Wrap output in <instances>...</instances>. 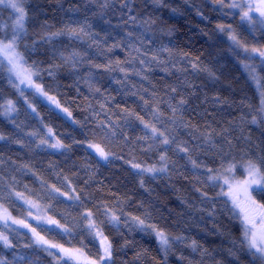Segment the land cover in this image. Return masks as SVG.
<instances>
[{
	"label": "trees",
	"instance_id": "1",
	"mask_svg": "<svg viewBox=\"0 0 264 264\" xmlns=\"http://www.w3.org/2000/svg\"><path fill=\"white\" fill-rule=\"evenodd\" d=\"M23 6L25 29L16 50L61 115L18 90L0 63V215L7 209L22 221L9 220L4 229L0 220L13 245L0 241V258L75 264L57 255L59 249L36 243L38 233L99 261V244L84 219L91 212L112 245L110 264H258L243 242L238 213L212 178L243 161L264 163L260 98L226 34L235 31L244 47L256 37L217 0H24ZM14 19L0 4V40L13 37ZM9 101L7 121L2 107ZM152 126L167 145L153 137ZM46 127L63 149L38 147ZM88 143L109 155L107 163L87 151ZM152 167L165 171L139 170ZM252 196L263 207L264 192ZM31 205L44 210L45 222L31 219ZM127 218L180 244L163 251L149 229Z\"/></svg>",
	"mask_w": 264,
	"mask_h": 264
},
{
	"label": "rangeland",
	"instance_id": "2",
	"mask_svg": "<svg viewBox=\"0 0 264 264\" xmlns=\"http://www.w3.org/2000/svg\"><path fill=\"white\" fill-rule=\"evenodd\" d=\"M226 4H231L233 2L244 5L245 7L243 8H230V7H224L221 6L227 13V15L229 16V19L234 17H237V23H238V27L244 29V31L250 35L252 38L255 39V43H250L253 44V46L250 47H244L240 42L239 44H237L233 39H231L232 36L234 35V32L229 29L227 30L228 34H226L227 38L229 40L232 41V46L235 50V54L237 57V61L239 63V66L241 67L242 71L244 72V74L247 76V78L249 79V81L251 82V84L253 85V87L255 88L259 98H260V111H259V119L264 126V111H261V107H262V101H264V93H263V88H262V80H263V74H264V58L259 57V55L257 53H253L251 50L253 48H257V49H264V15H261V12L264 11V0H225ZM3 5V4H1ZM5 6V5H3ZM250 6V8L248 7ZM6 7V6H5ZM9 8V7H7ZM11 10V12L14 14V22H13V32L14 31H18L15 29V21L17 16L19 15L18 13H16L13 9L9 8ZM235 10H240L238 12H233ZM229 11V12H228ZM247 11L249 16L252 18L251 20L247 19V18H243L244 17V12ZM20 33V32H19ZM11 38H8L7 40H5V42H7L8 40H10ZM249 41V38L246 37V41ZM247 44V45H250ZM0 59L3 61V65H4V69L5 72L8 76V79L12 82V84L18 89H22V90H27L30 91L31 93L35 94L37 97H39L40 99H42L43 101H45L46 103H48L51 109L53 108H57V106L55 105V103L53 101H51L50 99H47L46 97H44L40 91L37 90L36 87H34L33 85H35L33 83V74L31 73V71L25 66L24 61L21 64V66L17 69H13V70H9L11 68V65L8 64L7 59H4L3 54L0 53ZM247 66V67H246ZM17 73H20V75H17ZM31 74L30 78L32 83L29 84L28 79H26V75L27 74ZM255 77V79H254ZM23 79V83L21 82V80ZM15 84H14V83ZM18 89V90H19ZM9 102H6L3 107H2V114L7 118H5L7 121H9L11 115L13 114V107L11 109H9L8 107ZM53 107V108H52ZM57 110V111H56ZM55 111L60 114L58 111H60V109H56ZM64 112V111H63ZM65 113V118L69 119L68 114ZM61 115V114H60ZM63 116V115H62ZM71 121V119H70ZM45 130V131H44ZM42 134L44 135L43 140L40 142V145H38V147L40 149H44L47 151H52V152H58L61 149H63V147H50V145L56 144L57 143V138L53 135V132L50 128H43L42 129ZM60 143V142H59ZM61 144V143H60ZM62 145V144H61ZM84 147L87 149L88 152H90L91 154H93L101 163L105 164L107 163V161L109 160V155H107L106 153H104L99 147L93 145V144H83ZM91 145V147H90ZM60 148V149H58ZM101 152H103L106 156L107 159H105L102 155ZM162 164L164 165V161H162ZM247 164V162L243 161L240 162L236 165H234L231 168V171H228V168L226 169H222L217 171L213 176V180L218 183V185L223 189L224 194H226L228 196V202L231 206H233V208L235 209V211L238 213V217H239V222L242 226L243 229V237L245 239L244 236V229L247 226L248 228L251 229V231L253 233H255L258 237L260 234L264 233V222L262 221L261 223H258L257 221H255V217H262L263 219V215H264V210L262 207L257 206L255 203H253V192L255 191H260V187H258V185L256 184H249V181H251L252 177L249 176L245 165ZM163 167V166H162ZM162 167H152V168H147V169H155L156 171H143L144 169H139L141 172L144 173H151V174H155L157 172H162L159 171V169H161ZM131 169L134 172H138V170H136L135 168H133L131 166ZM238 174H240V176H238ZM227 181V183L225 182ZM30 214L32 215L31 219L35 220L36 223H43L46 221V218L43 219L42 214L44 212V210L39 207L38 205H31L30 206ZM245 215L248 217V220L250 221V223L245 222ZM130 219V218H127ZM131 220V219H130ZM133 224L138 225L139 227H141L142 229H149L151 231V233L155 236L157 243L160 247L161 250L165 251L164 248L161 246V244L159 243V240L157 238L156 235V231H154L153 229H151L150 227L144 225H141L137 220H131ZM34 222V223H35ZM111 223L113 225H117V221H113L111 219ZM88 224V221H87ZM258 225V227H257ZM95 239L97 240V243L99 244V248L101 251V256H103V236L98 235L97 232L92 231ZM170 240V247L172 246V244H180V238H171L168 237ZM246 240V239H245ZM184 243V242H183ZM246 243L248 244V240H246ZM182 244V243H181ZM191 248H193V244L190 245ZM251 255L253 256V253L255 252V249H251ZM196 251H193V253ZM60 255L63 259L68 260L71 263H75V264H89V260L85 259L84 257H81V255H79L77 252H72L70 257L65 254V253H61V254H57ZM258 256V254H257ZM67 257V258H66ZM254 257V256H253ZM255 260L259 261L260 263H262L261 260L257 259L254 257ZM107 261L101 262V261H97L96 264H107Z\"/></svg>",
	"mask_w": 264,
	"mask_h": 264
},
{
	"label": "snow or ice",
	"instance_id": "3",
	"mask_svg": "<svg viewBox=\"0 0 264 264\" xmlns=\"http://www.w3.org/2000/svg\"><path fill=\"white\" fill-rule=\"evenodd\" d=\"M24 0H0V4L5 5L6 7H9L11 9H13L16 13H18L19 15L16 18L15 21V29L18 31H14V35L13 37L8 40L7 42H5L4 40H0V53L3 54L4 59H7L8 64L11 65V68L9 69L10 71L13 69H17L21 66V64L23 63V56L22 54H20L16 48V39L19 35V32L24 31L25 29V18H26V12L23 6ZM217 3H220L226 7H230V8H243L245 7L244 5L238 4V3H231V4H225V0H217ZM250 8V6H248ZM261 15H264V11L261 12ZM243 18H247L249 20H251L252 18L249 16L248 12L245 11L244 12V17ZM223 29V26H220ZM69 34H74V35H78L77 31L75 28H71L69 27L67 29ZM80 31H83V28L80 29ZM64 34L63 32L60 33H56L54 35H62ZM231 39H233L237 44H239V41L236 39L235 36H232ZM136 51H139L138 49ZM253 53H257L259 55V57L264 58V49H257V48H253L251 50ZM73 57L76 56V53L72 54ZM153 60H156V56L154 55L152 57ZM3 61L0 60V63H2ZM141 64H146L147 62L144 61L143 59L140 61ZM247 67V66H246ZM17 75H20V73H17ZM31 74H27L26 75V79H28L29 84L32 83L31 78H30ZM255 79V77H254ZM21 82L23 83V79L21 80ZM34 87L37 88L38 91H41V94L44 95L45 93L39 88L38 85H33ZM173 91H175V89H172ZM50 100L54 101L53 97H49ZM181 104L184 103L183 100L180 101ZM59 106V105H57ZM9 109L12 108V104L9 101V105H8ZM261 111H264V101H262V107H261ZM253 123H256V119L253 118ZM145 127H149V125L145 124ZM151 132L153 137H164L163 140L161 141V143L167 145L169 143V139L167 137L164 136L163 132H160L157 130V128L155 126L151 127ZM0 139H4V137H0ZM50 147H63V145H61L59 143V141H57L56 144L50 145ZM91 147V145H90ZM181 151H187L186 148H181ZM101 155L107 159V156L101 152ZM165 159L164 156H161V160L163 161ZM234 165H230L228 168V171H231V168ZM134 167H138L137 165H134ZM246 170L249 174L250 177H252L251 181H249V184H256L258 185V187H260L261 189H264V173H262L261 169L262 167H264V163H257L256 161L253 160H249L247 162V164L245 165ZM143 171H156L155 169H144ZM159 171H165L164 168L159 169ZM211 171V170H210ZM227 183V181H225ZM53 191H59V189H53ZM61 195H64V193H61ZM17 196H20L19 193H17ZM72 199H79V197H71ZM253 203H255L253 201ZM107 214V213H106ZM93 214L91 212H87L84 215V219H86L88 221V229L90 232L95 231L97 232L98 235L102 236V232H100V230L97 228L96 223L94 222V220L92 219ZM111 219L113 221H118V217H116L115 215H113L111 217ZM136 219V218H134ZM0 220L4 221L3 227L4 229H8L9 228V224L8 221L11 220L12 223H22V221H17L12 219L11 215L8 214L7 209H3V214L0 215ZM141 225H144V221L143 220H139L138 221ZM245 222L246 225L247 223H250V221L248 220V217L245 215ZM52 223H56L55 221H52ZM26 226V225H25ZM65 231H67V229H65ZM155 231V229H154ZM156 235L157 238L159 240V243L161 244V246L164 248L165 251L168 250L169 246H170V240L168 238V236L162 232V231H156ZM36 236V240L35 242L38 244H42V245H46L47 248H57L59 249L60 252H63L65 254H69L71 255V253L69 252V249H65L62 246L58 245V244H54V243H49V241L44 240L43 237H40L39 234H35ZM244 236L245 239L248 240V247L249 249H255V252L253 253V256L259 260L262 261V264H264V233L260 234L259 237L253 233L251 231L250 228H248L247 226L244 229ZM0 241L3 242L5 247L11 248L13 247L12 243L9 241L8 236L5 235L3 232H0ZM47 250V249H46ZM193 250H195V242H193ZM103 256L99 257V261L104 262L107 261L111 262V258H112V245L111 243L107 242V238H103ZM50 255H52V253H49ZM258 254V256H257ZM0 264H6V261L2 258H0ZM89 264H96L95 261H89Z\"/></svg>",
	"mask_w": 264,
	"mask_h": 264
},
{
	"label": "flooded vegetation",
	"instance_id": "4",
	"mask_svg": "<svg viewBox=\"0 0 264 264\" xmlns=\"http://www.w3.org/2000/svg\"><path fill=\"white\" fill-rule=\"evenodd\" d=\"M260 190H262L263 192H264V189H260ZM261 207V206H260ZM263 210H264V204H263ZM255 221H257L258 223H261L262 221L264 222V215H263V219H262V217H258V216H256L255 217ZM257 227H258V225H257ZM247 240V239H246ZM246 240L244 239V237H243V242H244V244H245V246H247V248L249 249V247H248V244L246 243ZM249 252H250V254H252L251 253V251H250V249H249ZM254 258V257H253ZM255 260V259H254ZM256 262H258V264H262V263H260L259 261H257V260H255Z\"/></svg>",
	"mask_w": 264,
	"mask_h": 264
}]
</instances>
